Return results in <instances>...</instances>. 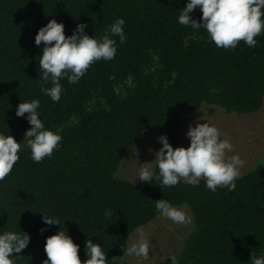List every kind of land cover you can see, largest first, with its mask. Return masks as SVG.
Returning <instances> with one entry per match:
<instances>
[{"label": "trees", "instance_id": "obj_1", "mask_svg": "<svg viewBox=\"0 0 264 264\" xmlns=\"http://www.w3.org/2000/svg\"><path fill=\"white\" fill-rule=\"evenodd\" d=\"M188 0H0V132L21 144L19 160L0 181V232L30 236L14 255L15 264H43L46 238L58 225H46L43 213L60 221L83 262L86 240L106 253L107 264H138L124 259L130 234L159 215L156 200L186 205L194 227L184 239L178 264H252L264 256V161L236 180V189H207L183 180L159 187L120 178L125 155L142 127L163 130L178 147L187 117L215 108L253 113L264 100V32L248 47H217L205 29L178 23ZM190 16L202 22L199 8ZM118 18L125 20L126 42L117 41L111 61L94 62L76 83L61 80L59 102L43 94L38 30L50 19L64 24L65 35L87 24L99 38ZM40 101L45 127L62 137L50 157L31 159L24 134L31 125L17 117L20 102ZM162 147V144L160 148ZM159 148V149H160ZM154 173L158 169L153 166ZM111 214L105 216V211ZM47 229L41 233V229ZM171 257L156 264H171Z\"/></svg>", "mask_w": 264, "mask_h": 264}, {"label": "clouds", "instance_id": "obj_2", "mask_svg": "<svg viewBox=\"0 0 264 264\" xmlns=\"http://www.w3.org/2000/svg\"><path fill=\"white\" fill-rule=\"evenodd\" d=\"M197 8L202 12L201 21L190 16ZM125 20L118 18L105 29L97 38L89 36L85 29L87 24H77L70 36L65 35L64 24L56 19L41 27L35 36V45L40 46L42 55L39 59V70L46 83L51 87H42L44 95L53 102H59L63 92L61 80L76 84L96 61H111L116 56L117 41L126 42L124 31ZM178 23L191 26L193 29L203 28L211 41L224 49H235L240 41L248 47L257 44L255 37L264 32V0H188L178 17ZM40 101L20 102L15 110L17 117H25L31 127L26 130L24 139L30 149L31 159L40 162L50 157L62 141V137L45 127L38 109ZM186 136L190 140L187 148L180 146L173 148L168 137L164 134L158 137L162 147L154 153L152 162L138 163L136 179L150 183L155 179L160 181L161 187H172L183 180L186 184L199 186L201 179L205 181L207 189L215 192L218 187H226L229 191L236 189V180L240 177V169L244 160L238 153H234V145L230 138H222L220 129L207 122H196L188 127ZM21 144L9 134L0 132V181L4 180L13 170L19 160L18 153ZM138 155V153H137ZM155 163L158 173H154L152 165ZM151 184V183H150ZM160 216L176 224H187L191 218L183 206L173 205L166 199L156 200L155 204ZM42 221L46 225H58L59 230L46 238L44 251L47 259L43 264H107L106 253L99 243L93 239L85 242L86 259L82 262L78 252L79 245L74 243L67 230H61L60 221L42 212ZM111 213L105 211V216ZM47 229H41V233ZM30 242V236L23 231L0 232V264H15L12 259L19 254ZM151 240L142 229H137L136 238L123 249V253L143 260L150 258ZM171 264H178L175 256L171 257ZM252 264H264V256L251 255Z\"/></svg>", "mask_w": 264, "mask_h": 264}, {"label": "rangeland", "instance_id": "obj_3", "mask_svg": "<svg viewBox=\"0 0 264 264\" xmlns=\"http://www.w3.org/2000/svg\"><path fill=\"white\" fill-rule=\"evenodd\" d=\"M196 122L213 124L220 129L222 138L225 136L230 138L235 152L229 153V155L238 153L245 162L240 169V176L247 173L255 163L264 161V100L259 110L253 113H227L216 107L213 114H208L206 111L202 115L190 114L182 128L178 147L187 148L189 146L190 140L186 136V132L189 125L195 126ZM162 134H164L163 130L155 127H142L135 143L123 155L122 166L117 170L116 175L136 183H144L145 181L139 179L135 181L139 167L138 163L152 162L155 159L154 153L161 146L158 137ZM153 166L154 162L152 168ZM183 208L191 218L190 223L176 224L159 214L152 221L137 227L130 234L128 246L136 238L137 229H142L151 240V252L148 260L128 256L126 253H124V259L138 264H156L165 258L178 256L184 239L194 227V219L190 208L186 205H183Z\"/></svg>", "mask_w": 264, "mask_h": 264}]
</instances>
